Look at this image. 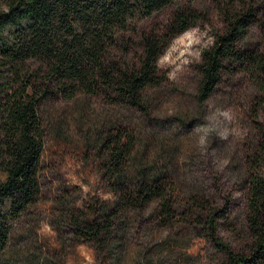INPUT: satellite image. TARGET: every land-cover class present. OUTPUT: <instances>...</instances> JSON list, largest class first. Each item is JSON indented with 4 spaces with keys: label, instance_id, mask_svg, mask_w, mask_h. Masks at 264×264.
<instances>
[{
    "label": "rangeland",
    "instance_id": "obj_1",
    "mask_svg": "<svg viewBox=\"0 0 264 264\" xmlns=\"http://www.w3.org/2000/svg\"><path fill=\"white\" fill-rule=\"evenodd\" d=\"M251 1L262 15L244 44L264 54V0ZM219 2L177 0L150 17L137 18L135 30L124 35L132 47L124 59L133 64L142 53V36L162 35L180 9L191 7L205 15L167 45L158 61L165 79L145 91V111L81 94L43 105L41 193L15 224L0 264H229L228 253L208 234L203 202L219 210L218 215L225 210V220L214 217L221 241L234 253L250 255L249 158L260 142L256 109L259 123H264V74H225L208 100H198L202 51L224 26ZM117 125L134 129L138 136L129 185L167 175L175 187L177 217L163 225L158 200L126 211L112 245L101 247L78 239L72 224L78 217L98 218L102 207L115 199L101 142Z\"/></svg>",
    "mask_w": 264,
    "mask_h": 264
},
{
    "label": "trees",
    "instance_id": "obj_2",
    "mask_svg": "<svg viewBox=\"0 0 264 264\" xmlns=\"http://www.w3.org/2000/svg\"><path fill=\"white\" fill-rule=\"evenodd\" d=\"M177 0H0V254L13 228L40 193L39 173L45 148L42 107L50 99L101 96L146 110L144 93L161 85L158 61L169 42L205 18L193 8L180 9L162 35L142 36V53L133 64L124 35L137 18L150 17ZM224 26L213 32L199 65L198 100L214 93L225 74L259 71L264 54L244 42L262 15L251 0H220ZM122 42V46H121ZM257 151L249 158L247 226L253 240L249 256L234 253L216 234L225 210L208 212L209 236L229 255V264H264V123H259ZM138 141L134 129L117 125L103 137L105 175L115 194L102 215L74 220L80 240L109 247L121 216L159 201L163 225L175 221L174 185L167 175L145 178L134 187L128 169ZM196 205H198L196 203ZM107 239H110L107 241Z\"/></svg>",
    "mask_w": 264,
    "mask_h": 264
}]
</instances>
